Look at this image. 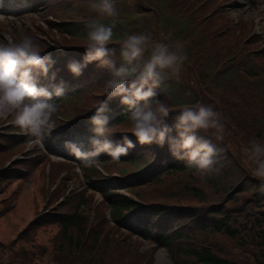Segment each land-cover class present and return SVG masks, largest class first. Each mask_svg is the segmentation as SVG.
<instances>
[{"label": "trees", "instance_id": "16d2710c", "mask_svg": "<svg viewBox=\"0 0 264 264\" xmlns=\"http://www.w3.org/2000/svg\"><path fill=\"white\" fill-rule=\"evenodd\" d=\"M200 1L207 2L204 6L198 4L202 14H206L211 1ZM26 2L33 11L43 9L45 14L55 19L46 20L48 32L54 34L52 29H55L60 37V42L55 41L52 45L48 41L34 38L41 54H51L56 61L53 71L58 73L57 82L63 80L67 85L66 95L56 101L60 105L58 114L68 121L67 130L58 132L53 129L46 135V148L49 153L64 149L67 141L65 134H85L86 126H89V116L94 113L100 101L107 100L104 95V84L108 79L107 69L99 68L93 63L84 70L81 77L74 78L66 68L69 60L82 59L86 26L97 19L105 24L115 21L114 35L109 47L116 50L117 55L113 59L117 66L123 39L132 34H144L151 38L152 43L163 42L160 36L162 28L168 32V35H161L169 39V45L179 44L182 53L194 57L191 63L198 73L196 85L199 86L197 92L202 93L201 97L196 93H182L171 76L157 89V98L170 108L167 121L169 127L183 106L201 104L206 97L212 100L214 107L219 106L232 116L235 128L239 132L243 131L242 141L250 143L256 140L264 144V68L257 65V62L264 60V39L257 36L245 45V50L237 49L241 43L240 38L249 31L242 20L239 19L238 24L229 29L228 33L220 27L199 28L195 25L200 13L193 10L187 13L186 0H170V4L168 0H132L129 3L115 0L117 16L112 18H100L91 10V0ZM216 8L219 6H212V9ZM149 15H153L151 25L157 26L155 31L147 29L146 17ZM207 18L202 17L201 21ZM38 29L47 33L42 27ZM26 34L33 36L29 31ZM63 42L68 49H62ZM258 45L262 46L261 53L255 48ZM239 51L241 53L236 56ZM242 57L246 60L242 61ZM66 102H72L73 109L77 112L64 110L63 103ZM109 108L110 122L119 127L113 129V141L119 143L122 137L127 136L136 143L131 132L128 110L121 107L118 100L111 101ZM55 120V127L64 124L57 118ZM12 129L9 128L7 133L13 131ZM197 135L211 140L218 149H222L215 158L213 171L205 176L197 175L196 170L188 168L184 161L174 159L167 144L164 147L137 144L135 149L130 150L119 161L101 155L99 167L106 171L115 169L117 176L108 173L104 175L96 165L85 167L76 158L72 159L82 170L88 189L101 194L113 222L127 232L124 236L115 233L118 228L105 231L106 221L101 227L89 229L85 235L87 216L78 209L87 197L81 195L76 200L74 197L66 198V203L59 210L39 219L40 224L59 225V230L52 237L54 246L51 247L56 264H124V261L126 264H141L147 256L140 261L139 252L134 250L136 245L126 241L128 232L165 246L172 264H264V192L260 191L261 181L254 178L252 169L246 167L249 163L240 162L231 154L225 139L216 141L212 133L203 131ZM8 138L9 145L13 146L21 137ZM4 153L7 151L0 149V154ZM42 161L49 162L51 169L57 168L52 173L67 170V166L73 165L70 161L52 162L48 155L40 160ZM7 170L15 172L12 169ZM161 173H166L171 181L177 180L181 183L180 186L176 182L180 189L179 197L174 196L172 190H165L161 200H144L142 193L159 192L154 184L161 181ZM5 180L6 177L0 176V185ZM202 184H206L209 192L203 189ZM119 188L132 189L137 199L119 193ZM71 204L72 212L64 210V207ZM194 230L203 235L202 242L198 241ZM223 236L233 241L230 248L239 249V253L243 255L249 253L252 260L249 262L239 259V253H234L228 247L226 248L230 254L224 253L215 240ZM18 257L21 264L32 263L33 256L27 249L19 250Z\"/></svg>", "mask_w": 264, "mask_h": 264}, {"label": "clouds", "instance_id": "9594fccd", "mask_svg": "<svg viewBox=\"0 0 264 264\" xmlns=\"http://www.w3.org/2000/svg\"><path fill=\"white\" fill-rule=\"evenodd\" d=\"M90 8L100 18L117 16L115 0H91ZM115 26V21L89 22L82 59L69 60L66 65L67 71L79 78L89 65L96 63L97 67L107 69L108 79L104 84L107 100L100 101L88 119L91 135L87 147L83 142L65 141V150L85 167H92L98 164L101 155L119 161L137 144L158 147L167 144L174 159L184 161L197 175L210 174L222 149L197 133L211 131L216 141H223L222 114L213 105H185L169 127L170 108L157 98L162 83L182 70L186 56L181 53V46L152 43L144 34L128 35L120 44L117 66L113 59L116 50L109 47ZM55 64L51 54H41L32 36L0 44V121L18 128L20 134L30 138V144L42 143L55 128L54 117L60 110L56 101L66 95L67 85L63 80L57 82ZM113 100L128 110L136 143L127 136L119 143L113 141V122L109 119V103ZM244 155L245 163L254 165L252 175L261 181L260 191L264 192V144L252 140Z\"/></svg>", "mask_w": 264, "mask_h": 264}, {"label": "rangeland", "instance_id": "374dc122", "mask_svg": "<svg viewBox=\"0 0 264 264\" xmlns=\"http://www.w3.org/2000/svg\"><path fill=\"white\" fill-rule=\"evenodd\" d=\"M123 1L129 3L132 0ZM195 1L186 0L187 7L185 9L187 13L190 10L199 11L200 16L196 19L197 23L195 25L199 28L207 29L209 27L215 29L220 27L224 28L225 32L228 33L229 29L234 28L238 24L239 19L246 24L249 31L240 38L241 43L237 48L240 51L245 50V45L253 41L255 37L260 36L264 39V0H209L211 2L206 14H202L198 4L204 6L207 2ZM5 2L4 8L0 6V44L7 43L9 40L19 41L22 36L27 35V31L31 34L38 33L39 37L47 36L38 29L39 27H45V21L49 18L43 9H39L40 12H29L28 3L26 4L24 1L5 0ZM168 3H171L170 0H168ZM213 5L219 6V8L212 9ZM180 12L183 13V10H180ZM202 17L208 18L201 21ZM146 18L148 20L147 29L155 31L157 26L151 25L153 15H149ZM196 33L200 34L201 32ZM161 34L168 35L165 28H162L160 31V36L163 42L168 43L169 39ZM56 37V35L52 36V38ZM62 45L64 46L62 49L66 50L67 44L63 42ZM255 48H257L256 50L259 53L262 52L260 51L262 46L258 45ZM240 51L236 56L241 53ZM182 54L186 56L182 70L178 76L173 75L171 77L175 80L182 93L191 92L194 95L196 93L197 96L201 97L202 93L200 91L197 92V87L199 88V86L196 85L198 73L191 63L194 57L188 56L185 53ZM241 59L242 61L246 60L243 57ZM257 65L264 68V60L261 63L257 62ZM251 91H253L252 88ZM201 104L214 106L212 100L206 97ZM73 107L74 104L72 102L63 103L64 110L69 109L72 113H76L77 111H74ZM214 108L222 114L225 126L224 139L229 151L240 162L245 163L244 149L250 143L242 141L241 132L243 131L239 132L235 128L234 121L229 113H226L219 106ZM10 126L14 125L6 121H0V144H3L0 149L1 151H7V153L0 154V161H2L0 162V164L2 163L0 165V176L6 177V180L2 181L0 185V264H21V260L18 257V252L21 249H27L31 253L33 256L31 264H56L52 257L51 247L54 246L52 237L59 230V225L56 223L40 224L39 219L45 214L59 210L66 203L67 199L72 197H74V200L79 199L81 195L87 197V202L84 201L78 209L87 216L85 235H87L89 229L101 227L106 221L105 231H114L118 228L115 232L116 234L126 235L127 230L125 228L117 227L113 220L108 218V206L101 200L100 193L88 189L86 180L82 176L77 162L72 161L73 165L67 166V170L63 169L58 170L57 173L56 171L52 173V170L57 168L51 169L52 167L47 166L48 162H40L47 151L45 148L47 139L44 138L46 140H43L40 144H30V138L24 135V137L18 139L19 141L11 146L8 143L10 135L4 134L5 129ZM114 128L119 127L113 125ZM208 133L212 132L209 131ZM77 139L83 142L81 138ZM65 152L70 154L68 151ZM70 158L76 157L71 155ZM50 159L52 161L62 160L61 157L55 155H52ZM246 167L252 169L254 165L249 162V164H246ZM7 169L15 170V172H9L11 170ZM104 172L108 174L117 173L112 168L107 171L104 169ZM161 178L160 182L154 184V188H157L159 192L147 191L142 193L141 195L145 198L144 200L146 198H150L151 201L161 200L162 193L165 190H172V194L179 197L180 189L178 183L180 186L181 183L177 180L175 181L178 183L171 181L166 173H161ZM202 187L206 192H209L206 184H202ZM118 192L137 199L132 189H119ZM75 203L73 204L75 205ZM73 204L64 207V210L72 212ZM194 232H196L195 235L198 241H201L203 235H200L197 230H194ZM128 234L129 236L126 241L136 245L134 250L136 249L139 252L140 261L147 256V259L142 261L141 264H172L171 256L165 246L136 237V235L130 232ZM215 240L224 253H229L226 247L234 253L240 252L237 248H230V244L233 241L228 240L224 236ZM128 252L126 259L129 258ZM237 256L244 261L250 262L252 260L249 253L246 255L239 253ZM124 264H126V261H124Z\"/></svg>", "mask_w": 264, "mask_h": 264}, {"label": "bare ground", "instance_id": "6f19581e", "mask_svg": "<svg viewBox=\"0 0 264 264\" xmlns=\"http://www.w3.org/2000/svg\"><path fill=\"white\" fill-rule=\"evenodd\" d=\"M55 68V67H54ZM61 74V73H60ZM66 76V75H65ZM64 77V76H63ZM69 80H71V78L69 79Z\"/></svg>", "mask_w": 264, "mask_h": 264}]
</instances>
